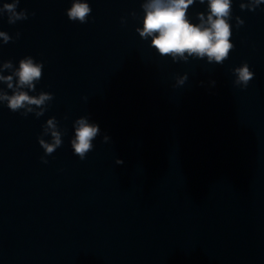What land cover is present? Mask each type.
I'll return each instance as SVG.
<instances>
[{"label":"clouds","instance_id":"clouds-1","mask_svg":"<svg viewBox=\"0 0 264 264\" xmlns=\"http://www.w3.org/2000/svg\"><path fill=\"white\" fill-rule=\"evenodd\" d=\"M20 0H13L12 3H5L3 9L10 15L8 23L14 24L20 20L28 19L27 10L17 11ZM197 0H147L141 5L144 11L143 27L137 29L142 38L151 37V46L161 57L171 56L173 61L177 57L187 59L185 53L189 56L207 57L208 62L213 61L222 63L229 55V50L233 48V44L229 42L230 36V13L232 0H207V18L205 20L204 13H197L200 21L198 24L190 22L187 15L190 6L194 5ZM262 0H257V3ZM199 3H205V0H199ZM244 8V5H240ZM92 12L89 3L81 2V0H73L72 6L67 10V17L71 21H79L81 24L88 22L87 17ZM35 15V13H32ZM242 24V22H241ZM240 25H237L239 27ZM19 35V33H18ZM0 36L4 38L5 43L9 41V36L0 32ZM11 62L4 64L5 68H10ZM42 62L34 63L31 56L25 57L20 61L19 68L15 72L18 77V88L27 86L29 90L35 89V84L42 77ZM238 73L237 84L243 83L245 88L252 74L248 70L247 64L235 70ZM186 76L181 77L177 81V85L182 86L186 80ZM11 75H0V81L7 83L8 88H12ZM53 94L42 93L38 98L32 97L27 91H15L13 95L0 93V99L8 101L7 107L17 112L26 105L40 106L47 100L53 99ZM33 111L32 108H26L21 115L27 116L28 112ZM38 113L37 115H42ZM75 139L71 141L74 154L78 155L80 160L86 158V154L93 150V139L98 135L100 129L96 124L88 123L86 117L79 118L76 122ZM47 127L52 129V142L46 143L40 140L41 147L45 150V155L41 157V161L48 163L46 156L52 154L56 148L61 146V133L56 129L53 119L48 120ZM108 141V137H104V142ZM117 164H123L124 161L118 159Z\"/></svg>","mask_w":264,"mask_h":264}]
</instances>
